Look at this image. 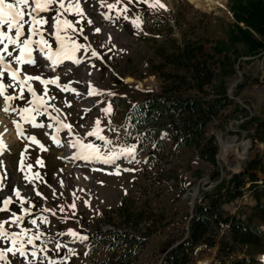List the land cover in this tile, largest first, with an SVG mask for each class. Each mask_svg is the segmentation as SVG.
Segmentation results:
<instances>
[{
  "label": "rangeland",
  "instance_id": "obj_1",
  "mask_svg": "<svg viewBox=\"0 0 264 264\" xmlns=\"http://www.w3.org/2000/svg\"><path fill=\"white\" fill-rule=\"evenodd\" d=\"M104 2L114 4L116 0ZM149 2L150 0H132L129 3V0H120L118 8L127 7L128 11L122 13L119 19L115 18V10L109 12L106 7H101V0H80L82 11L86 13V18L83 19L74 13V8L69 12L61 10V19L72 22L74 29L61 34H66L72 42L85 45L88 50L81 49L85 55L79 59L80 63L68 68L56 67L55 72L48 70L49 76L62 72L61 77H56L59 86L49 84L45 93L44 85L38 81L29 82L37 96L43 97L49 106L47 113L35 115L34 122H25L16 112L3 111L1 108L5 102L0 97V134L4 135L9 129L17 133L14 121L23 132L16 141L5 143L7 150L0 155V161H3L0 176L7 174V179L0 181V202L6 197L12 201L8 211H0V222H7L4 230L9 233L19 232L21 227L31 230L29 234L39 230L47 238H56L75 249L78 255L72 256L66 264H95L105 258L106 250L99 246L88 251L86 241L73 243L69 235L58 237L57 233H67L71 229L83 234L85 228L94 225L102 211L113 222H117V209L139 212L140 221L134 229L147 233L143 248L132 264H160L163 253L184 235L188 213L197 197L222 189L230 173L239 170L244 160L255 154L262 156L263 172L255 169L254 174L258 177L264 176V139L253 141L245 133L246 128L240 125L245 122L248 128H252L251 122L264 114V41L251 26L262 14L260 8L264 0H222L223 5L208 11L201 10L189 0H160L166 6L164 9H151ZM102 13L112 16L113 19L105 20ZM40 15L48 21L41 29L44 38L55 50V37L50 33L54 32L52 18L56 13L48 11ZM124 15L129 19H124ZM137 16L142 17V21L138 27H134L131 21ZM89 19L93 21L92 24H89ZM97 27L101 29L99 33L95 32ZM81 28L83 33L79 31ZM24 31L27 34V25ZM186 41L200 43L204 53L218 58L219 64L215 67V72L231 95V103L211 118L205 127V133L211 132L217 145V163L214 169L218 170V175L211 176L213 167L200 159L192 146L169 152L167 145L157 149L145 145L136 152L135 160L138 163H128L123 159L118 161L121 168L118 175L109 174L114 172L110 166L99 164L97 168L96 163L86 161L85 166L79 160L72 159L77 150L69 148L68 143L76 138L103 148L102 141L86 136V132L95 126L97 119L103 129L101 134L113 140L114 147L134 143L125 140L121 133L127 108L149 93L161 91L163 80L158 71L172 69V66L164 63V55ZM254 43H258L257 47ZM9 50H12L11 46ZM81 50L79 51L82 53ZM92 51L97 53L96 57L91 55ZM81 53L76 55H83ZM4 54L9 64L18 67ZM33 55L37 58L38 52L34 51ZM43 62H40V66H44ZM57 69L64 70L56 72ZM30 70L33 69L22 67L21 74L29 73ZM125 77L133 80L127 82ZM0 82L6 86L12 83L6 71L0 77ZM138 82H142V86ZM64 85H68L67 90H62ZM89 86L103 90V94L87 95ZM108 92L114 95L109 96ZM10 93L17 97L16 104L12 102L13 109L29 106L28 101L32 97L27 88L23 92V99L19 98L18 87H6L5 94ZM109 105L111 112L106 115L102 109ZM52 106L60 111H54ZM57 117L62 123L72 126L71 135L67 129L59 132L60 146L51 144L48 139V135L53 132L59 136L56 132L59 126L55 120ZM33 123L43 126L33 127ZM50 124L51 128L48 127ZM112 128L116 131H111ZM25 137H35V141L43 145V148ZM165 140L170 143L169 139ZM65 147L68 148L67 153L63 151ZM17 158H21L23 172L20 170L21 165H16ZM28 165L32 167L29 169ZM77 169L90 177L92 191L78 188ZM25 173L30 178L33 173H38L40 178L30 183L24 179ZM14 189L19 190L22 196L30 197L23 207L29 210L31 218L37 219V225H32L27 218L16 226L11 223L12 213L21 216L25 214L20 207V198L14 196ZM37 191L41 195H36ZM74 193L78 197L75 201ZM85 201H89V204L86 205ZM73 202L76 204L74 214L68 207ZM253 202L247 192H242L240 196L222 203L221 206L228 212L243 216ZM61 205L65 206L63 213L59 210ZM2 206L0 203V207ZM45 207L55 210V215L52 212L42 213L41 209ZM40 216H46L47 223H41ZM35 243L37 247L40 246L39 241ZM10 246V241L6 243L0 240V249L6 250ZM27 247L30 253L31 246ZM216 247L217 242L209 247L197 245L192 253V263L227 264V260L219 263L221 257L216 252ZM47 249L41 255L53 259L63 257L66 253V248H61L57 253L54 243H49ZM234 255L241 256L242 253L237 251ZM254 256L264 257L258 256V253ZM6 259L10 264H26L23 258H13L10 253Z\"/></svg>",
  "mask_w": 264,
  "mask_h": 264
},
{
  "label": "trees",
  "instance_id": "obj_2",
  "mask_svg": "<svg viewBox=\"0 0 264 264\" xmlns=\"http://www.w3.org/2000/svg\"><path fill=\"white\" fill-rule=\"evenodd\" d=\"M260 10L262 14L251 26L264 41V3ZM254 44L257 47L258 43ZM163 61L172 69L158 71L163 80L160 92L149 93L127 108L121 130L124 139L134 142L137 151L145 145L154 149L167 145L169 152L192 146L199 158L213 167L211 176L215 177L217 145L212 134L205 133V127L231 103L224 82L218 80L215 72L218 58L204 53L200 43L186 41L165 54ZM251 123L252 128L245 122L240 125L253 141L263 140L264 114ZM161 132L170 140L169 144ZM262 166V156L247 157L241 169L230 173L222 189L197 197L188 213L184 235L163 253L160 264H193L194 248L199 244L213 246L214 242L221 257L219 263L227 260V264H264L254 256L264 253L260 227L264 224V176L258 177L253 171L263 172ZM242 192L254 200L247 213L241 216L222 208V203ZM116 213L117 222L102 211L94 225L84 230L89 238L88 251L99 246L106 250L105 258L95 264H132L143 248L147 233L134 229L140 221L139 212L117 209ZM103 224L107 225L100 227ZM237 251L242 255L235 256Z\"/></svg>",
  "mask_w": 264,
  "mask_h": 264
},
{
  "label": "snow or ice",
  "instance_id": "obj_3",
  "mask_svg": "<svg viewBox=\"0 0 264 264\" xmlns=\"http://www.w3.org/2000/svg\"><path fill=\"white\" fill-rule=\"evenodd\" d=\"M137 2H144V0H137ZM120 0H116L114 4H106L104 0H101V7H106L109 12L115 10V18L119 19L122 13H126L128 11L127 7L118 8ZM129 3H132V0H129ZM35 5L34 7L32 5ZM59 5V7H57ZM149 7L151 9L160 8L164 9L166 6L163 3H160V0H154V2H149ZM74 8V13L79 16L81 19L86 18V13L82 11L80 0H0V77L5 75V71L7 72V76L10 77L11 82L7 86L0 82V97L4 99V108L3 111L7 112H16L21 116V119L25 122H34L35 115L46 114L47 113V104L43 97L37 96V93L33 90L30 81H38L40 84L45 86V93L47 91L46 86L49 84L57 85L58 78H46L43 70L40 66L39 58H34L33 52L38 51L40 57H43L45 62H49L51 70H55L57 66H59L63 61L71 60L75 63H80V60L76 58V53L80 49H85L87 51L85 45L78 44L71 41V38L66 34L62 35V32L66 33V30H74L73 23L67 19H61V10L63 12H69ZM48 11H53L56 13L53 16V24L52 27L54 29L53 33L50 35H54L55 43L57 47L53 50L51 44H49L48 40L44 38V34L42 32V27L48 23V21L42 17L40 14ZM103 18L105 20H112L113 17L107 14H103ZM28 17L26 20L25 17ZM124 19H129L127 15H124ZM142 21V17L137 16L131 22L134 27H138L139 23ZM89 24H92L93 21L88 20ZM27 25V34H25V26ZM6 26L7 31H4V27ZM63 26V28L61 27ZM83 33V28L79 30ZM101 29L97 27L95 32L99 33ZM14 33V35H13ZM35 37H39L35 39ZM87 39V37H85ZM111 39V37H109ZM12 47V50H9V47ZM18 52V54H16ZM9 60L14 61L15 65L21 67H13L9 63L6 62V56ZM93 57L97 56L95 51L91 52ZM29 67L34 70L32 74L24 73L23 79H20L19 76L21 74L22 67ZM40 69L39 71H35ZM59 86V85H57ZM6 87L15 88L18 87L20 92V97L23 99V92L25 88H27L28 93L31 94L32 99L28 101V105L22 109H13L11 107L10 102L17 97L15 95L5 94ZM68 85H64L62 90H67ZM72 91H75L73 89ZM95 94H103V90H98L94 86H89L87 95H95ZM107 95H114L111 92H108ZM53 110L59 112L60 109L52 106ZM102 111L107 115L111 112V106L105 107ZM27 114V115H25ZM51 118V117H50ZM56 124L59 125L56 128V132L59 133L65 129L68 130L69 135H71L72 126L68 123H62L59 118H55ZM17 128V135H22V129L19 124L15 121L13 122ZM43 125H38L33 123V127H42ZM48 127H52V125H48ZM111 131L115 132L116 129L112 128ZM103 129L100 127V120L97 119L95 121V126L91 128L90 131L86 132L87 137H95L97 140L103 142V148L100 145L94 143H85L82 138H76L74 140L69 141L68 146L70 148L76 149V153L72 159L75 160H83L86 162L96 163L100 165H107L114 169V172L109 174H119L121 172V168L118 164V161L123 159L128 163L139 162L135 160L137 145L126 144L121 145L119 148L114 147V141L108 139L106 136L102 135ZM31 141H35V137H25ZM53 142L60 146V141L57 136L53 135L51 137ZM38 145L39 142L35 141ZM43 148V145H39ZM104 149H107L106 151ZM7 150V146L3 140V134H0V155ZM23 156V153H22ZM37 163H40V160H37ZM3 166V161H0V167ZM29 169L32 167L31 165L27 166ZM20 170L23 172L24 168L21 165ZM101 169H93V171H99ZM133 169H123V171H132ZM38 173H33L31 178L27 173L24 175V179L28 182H34L36 179H39ZM7 174L0 176V181L6 180ZM84 179H89V177H84ZM102 183V182H101ZM63 185V181H61ZM83 190V189H82ZM90 191V190H89ZM36 195H41L39 191L36 192ZM74 195L75 199L78 197ZM14 196L20 198V207L24 211V215H17L16 213H12V221L13 226L19 225L25 218L29 220L32 225H37V219L31 218L29 215V210L24 209V203L30 200V197L22 196V193L19 190L14 189ZM11 198H5L2 202V207H0V211H8L9 205L11 203ZM85 204L88 205L89 201H85ZM73 210V214L75 213L76 204L73 202L69 205ZM60 212H65V206H59ZM42 213L52 212L55 215V210H50L48 208L41 209ZM41 223H47L46 216L39 217ZM5 223L0 222V240L5 241L6 243L10 241L11 246L6 247V250L0 249V264H10V262L6 259L7 255L12 254L13 258L19 256L26 261V264H66V261L69 260L72 256L78 255L75 249L68 247L67 244L60 242L58 239L53 238L49 239L45 236L42 231H35L32 234H29L31 230L25 229L23 227L20 228L19 232L9 233L4 230ZM69 235L72 240L71 242H84L89 238L87 235L78 234L77 232L69 229L67 233H57V236ZM36 241L40 242V246L37 247ZM49 243H54L55 251L59 253L61 248H66V253L63 257H57L55 259L49 258L47 255H41V253L47 252V245ZM27 246H31V251L29 253V249ZM87 254V253H85Z\"/></svg>",
  "mask_w": 264,
  "mask_h": 264
},
{
  "label": "bare ground",
  "instance_id": "obj_4",
  "mask_svg": "<svg viewBox=\"0 0 264 264\" xmlns=\"http://www.w3.org/2000/svg\"><path fill=\"white\" fill-rule=\"evenodd\" d=\"M189 1H191L193 4H195L198 8H200L201 10H204V11H208V10H212V9H215L217 6H219V5H223V3H222V0H189ZM81 50V49H80ZM82 51V50H81ZM81 52L80 51H78L76 54H80ZM81 54H83V55H76V58L77 59H79V58H81V57H83L85 54L83 53V51H82V53ZM71 62H73V61H71V60H68V61H65V63H68V64H70ZM64 63V64H65ZM62 65H63V62L61 63ZM69 66V65H68ZM68 66H66V68H68ZM42 67V66H41ZM46 68H48V70H51V67H50V64H49V66L48 65H46ZM42 70H43V72L45 73L46 71L43 69V67L41 68ZM38 70H40V69H37V71ZM64 69H57L56 70V72L57 71H63ZM67 70V69H66ZM34 72V70H30L29 71V74L31 73H33ZM52 72V71H51ZM55 72V71H54ZM54 72H52V73H54ZM47 74H50V72L49 71H47L46 73H45V77L46 78H56V77H61L62 76V72H58V73H54V75H51V76H49V75H47ZM21 79H23V78H21ZM131 80H133L131 77H125V81H131ZM139 86H142V82H138L137 83ZM3 136H5L4 138H3V140H4V143H8V142H10V141H16L17 139H18V135H17V133H15L14 131H12V130H7L6 132H5V134L3 135ZM222 146V145H221ZM245 146H246V144H245ZM220 153H221V148H220ZM76 172H77V174H78V176H79V178L77 179V181H76V183L78 184V188H80V187H83V188H87L88 190H90V191H92L93 190V187L90 185V183H89V181H90V177L89 176H87V175H85L81 170H79V169H77L76 170ZM84 177H89V179H84ZM75 187V186H74ZM263 227H264V225H262V229H263ZM263 243H264V229H263ZM260 255H262V256H264L263 254H258V256H260ZM262 259H264V257H261Z\"/></svg>",
  "mask_w": 264,
  "mask_h": 264
},
{
  "label": "built area",
  "instance_id": "obj_5",
  "mask_svg": "<svg viewBox=\"0 0 264 264\" xmlns=\"http://www.w3.org/2000/svg\"><path fill=\"white\" fill-rule=\"evenodd\" d=\"M225 90H226V89H225ZM226 94H227L228 96H231V95H229V94H228V92H227V91H226ZM244 130H245V133H246V129H244Z\"/></svg>",
  "mask_w": 264,
  "mask_h": 264
}]
</instances>
